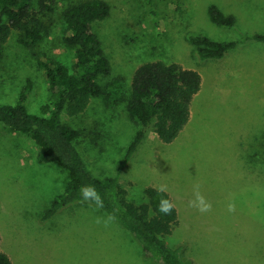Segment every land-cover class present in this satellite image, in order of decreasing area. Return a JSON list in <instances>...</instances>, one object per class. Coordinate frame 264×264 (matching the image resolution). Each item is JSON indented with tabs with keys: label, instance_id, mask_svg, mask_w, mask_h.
<instances>
[{
	"label": "rangeland",
	"instance_id": "1",
	"mask_svg": "<svg viewBox=\"0 0 264 264\" xmlns=\"http://www.w3.org/2000/svg\"><path fill=\"white\" fill-rule=\"evenodd\" d=\"M81 1L55 0L53 11L42 15L45 37L37 44L11 33L0 61V105L15 104L30 80L27 107L43 114L50 93L37 58L73 65L63 14ZM105 1L111 14L93 26L111 62L101 80L104 94L92 97L84 112L64 117L81 131L79 150L90 169L101 179L115 177L136 137L128 108L139 66L163 61L197 70L203 88L189 124L173 144L149 134L120 177L125 199L140 205L148 187L164 186L181 217L167 241L183 245L192 264H264V43L246 41L264 36V0ZM212 6L233 15L236 26L214 23ZM196 35L241 44L223 60L203 62L189 39ZM116 80L124 97L119 104L108 99ZM40 153L29 136L0 124L1 248L14 264H154L117 221L97 224L107 214L92 204H71L44 221L71 176L58 164L40 163ZM197 183L212 203L208 213L188 206ZM230 201L234 212L227 210Z\"/></svg>",
	"mask_w": 264,
	"mask_h": 264
},
{
	"label": "trees",
	"instance_id": "2",
	"mask_svg": "<svg viewBox=\"0 0 264 264\" xmlns=\"http://www.w3.org/2000/svg\"><path fill=\"white\" fill-rule=\"evenodd\" d=\"M54 2L0 0V61L4 56V43L14 30L22 34L25 43L37 44L43 40L45 21L42 15L53 11ZM110 14L111 6L105 0H85L66 9L63 41L75 50L73 65L68 66L47 55L39 56L37 63L49 85L50 102L42 106V115L29 111L26 104L32 89L29 80L15 104L0 105V124L29 136L41 149L40 163L58 164L71 176L65 191L43 216L44 221L74 203L94 205L83 201L80 191L84 185H94L104 201L100 210L115 217L135 245L138 244L145 260L154 264H192L182 253L183 245L173 247L167 241V237L177 233L181 218L171 194L150 186L145 190L147 202L137 205L125 199L120 177L151 132L165 144L177 141L192 118L193 104L203 88L202 75L179 63L153 61L139 66L132 80V99L128 108L139 129L117 175L112 178L101 179L94 175L79 150L81 131L64 118L66 114L84 112L92 97L104 94L101 80L110 75L111 62L93 26L106 20ZM210 14L212 21L219 26H236V18L226 15L217 6L211 7ZM189 39L203 62L223 60L241 44L240 41L219 42L205 35ZM246 41L264 43V36H247ZM123 98L122 84L116 80L108 92V99L119 104ZM161 198L174 203L170 215L158 211ZM1 242L0 230V264H14L10 255L2 250Z\"/></svg>",
	"mask_w": 264,
	"mask_h": 264
},
{
	"label": "clouds",
	"instance_id": "3",
	"mask_svg": "<svg viewBox=\"0 0 264 264\" xmlns=\"http://www.w3.org/2000/svg\"><path fill=\"white\" fill-rule=\"evenodd\" d=\"M201 185L199 183L194 184L193 191L195 198L188 202V206L190 208H194L200 213H208L212 210V203L206 199V197L200 191ZM165 187L161 186L159 191H164ZM83 201H89L93 203L96 209H103L104 201L97 191L94 185H84L80 189ZM175 205L168 199L161 198L160 203L158 205V211L163 213L164 215H170ZM227 210L229 212H234L236 210V205L234 202L230 201L227 204ZM115 220V217L111 214H107L106 216H98L96 218L97 224H103L104 227H108L110 223Z\"/></svg>",
	"mask_w": 264,
	"mask_h": 264
}]
</instances>
